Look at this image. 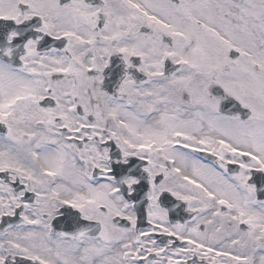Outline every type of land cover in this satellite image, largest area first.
Here are the masks:
<instances>
[{"label": "snow or ice", "instance_id": "6c2138e0", "mask_svg": "<svg viewBox=\"0 0 264 264\" xmlns=\"http://www.w3.org/2000/svg\"><path fill=\"white\" fill-rule=\"evenodd\" d=\"M0 264H264V0H0Z\"/></svg>", "mask_w": 264, "mask_h": 264}]
</instances>
